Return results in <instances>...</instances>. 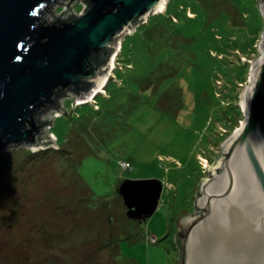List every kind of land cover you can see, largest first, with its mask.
<instances>
[{
  "label": "rangeland",
  "instance_id": "obj_1",
  "mask_svg": "<svg viewBox=\"0 0 264 264\" xmlns=\"http://www.w3.org/2000/svg\"><path fill=\"white\" fill-rule=\"evenodd\" d=\"M188 2L194 0H168L163 12L151 14L124 36L103 91L75 109L77 96L69 95L59 113L51 112L55 119L50 132L59 149L47 146L33 152L21 145L0 151V264H178V221L198 211L200 183L210 176V170L203 173L197 157H206L211 169L223 154V141L244 120L242 94L250 84L251 64L260 54L264 31L259 0H197L206 14L205 26H214L217 41L221 32L227 40L259 34L248 57L234 46L238 38L226 50L209 53L226 65L247 62L245 78L229 82L225 67L211 72L214 60H208L202 43L196 53L205 64L183 55V80L167 85L165 77L174 78L181 54L174 63L154 68L157 53L148 41L139 47L143 37L135 34L153 18V26L142 34L159 39L157 50L164 44L178 48L192 42L183 35L200 25L182 12ZM84 3L57 0L46 16L49 20L80 16L88 7ZM166 12L178 16L182 35L171 34L159 21L158 15ZM185 12L195 14L189 7ZM203 33L209 35L210 30L205 27ZM127 61H132L131 68ZM201 64L197 72L196 65ZM231 103L241 109L236 119L223 111ZM122 161L131 162L132 169L124 171ZM148 178L163 182L157 209L131 218L120 185L125 179Z\"/></svg>",
  "mask_w": 264,
  "mask_h": 264
},
{
  "label": "water",
  "instance_id": "obj_2",
  "mask_svg": "<svg viewBox=\"0 0 264 264\" xmlns=\"http://www.w3.org/2000/svg\"><path fill=\"white\" fill-rule=\"evenodd\" d=\"M56 1L0 0V151L20 145L33 152L59 149L51 112L59 113L69 95L77 96L73 109L92 98L115 66L124 36L168 3L89 0L80 16L49 20ZM259 3L264 16V0ZM258 46L242 94L244 120L223 141L210 176L202 178L198 211L178 221V264H264V31ZM107 49H113L110 60L99 66L97 56ZM69 87L78 94L67 90L56 107L46 108ZM162 190L158 178L125 179L120 194L128 216L154 213Z\"/></svg>",
  "mask_w": 264,
  "mask_h": 264
},
{
  "label": "trees",
  "instance_id": "obj_3",
  "mask_svg": "<svg viewBox=\"0 0 264 264\" xmlns=\"http://www.w3.org/2000/svg\"><path fill=\"white\" fill-rule=\"evenodd\" d=\"M84 1L87 3V6L89 7L90 6L89 0H84ZM185 7L186 8L189 7L195 13L194 16L190 17L185 12L186 8L185 9L182 8L183 9L182 12L185 14V16L187 18H189L190 20H193L194 22L199 23V25H200L199 29H197V30L195 29L196 31H194L193 33H191L189 35H183V36H185L187 38H190V39L193 38L194 40L192 42H189V43L182 42V43L178 44V48H174V46L172 47V46H170L168 44H164V46H162L161 49L157 50V48H158L157 41L159 39H156V40L145 39L143 34H142L143 31H145V30H147V29H149V28H151L153 26V24H154V19L153 18H152V21L148 25L141 27L140 28L141 29L140 32L135 34V36L139 34L141 37H143L141 42H139V47H142L143 44H144L143 47H145L146 41H148V43H147L148 47H150V49L153 48L152 51L154 52V54L157 53V59H156V63L154 65V68L157 65H160L162 63L164 64L166 62H173L172 60H174V59L177 60L178 58H176V57L178 56V54H181L180 59L175 64V68H177V73L174 76V78H172L170 76L165 77V79H167L169 81L167 85L172 84V82L174 80H176V79L177 80H183L184 75H182V69H183L184 61L181 62V59H183V55H186V56H189V57H194V58L196 57L195 58L196 62H198V61L201 62L202 61L205 64V61L203 59H201L200 57H198V55L196 53V48L199 49V46H200L199 44H202V43L206 45L204 47H206L207 50L204 53L208 56V60H214V65H210L211 72H213V70L216 69V68L217 69H221V68L225 67V69L223 70V74L225 75L226 79L229 82L238 83V82L241 81V79H244L245 75H246V72H247V68H248V63L247 62L239 61L238 63L232 64V65H226L225 62L219 61L217 58L212 57L209 53H210V51H212V49H215L217 51H224V50H226L227 48L230 47L229 46L230 43L233 44V43H235V42L237 43V41H239V43L234 44V46L238 45L242 49L244 55L248 57V56H250V54L253 51L252 50L253 46L255 45L256 40H257V35H259V34L250 36V37L247 38V40L246 39L242 40L238 36H234V38H229V40H227L225 35L221 32V34H222L221 41H217L216 37H215L216 33H215V30L213 29L214 26H205L206 14L204 12V9L202 10L201 7H199L197 0H194V2H192V3L188 2L185 5ZM173 15L178 18V16L175 15L174 13L169 14V13L166 12L164 14H159L158 15L159 21L162 22L167 27V30L171 34L176 33L178 35H182V33L178 29V28L181 27L182 24H181L179 18L176 20V22L173 21L170 18V16H173ZM75 17H77V16H71V17H68V19L69 20L70 19H74ZM220 23H221V20L219 19L217 24H220ZM217 24H215L216 27H217ZM224 25L226 26V28L229 26L227 18L225 19ZM169 26H171V29L169 28ZM205 27H207L210 30V34L206 35V36H203V34H204L203 31H204ZM172 28H174V29H172ZM223 35L225 37L224 39H223ZM236 39H237V41H234ZM211 42H214L215 44H212ZM180 50H181V52H179ZM189 50H191V52H193L192 55L188 54ZM112 51H113V49H107V50H104V51H102V52H100L98 54L96 61L99 64V66H102V65L106 64L110 60ZM168 51H169V53H167ZM126 63H127V67H129V68L132 67V61H127ZM207 63H208V61L206 62V64ZM202 66H203L202 64H201V66L196 65V69L195 70L198 72L199 70L202 69ZM118 70H120V69H118ZM136 86H138L137 77H135V87ZM164 87H166V84H165ZM86 89L88 90V88H86ZM67 90H71V91H73V92L78 94V92L74 88L69 87V88H67L66 90L60 92L57 95L55 104L49 105L46 108L56 107L57 106L56 103H57L58 99L62 95H64ZM231 92H232L231 94L234 97H237V94L234 93L233 90ZM194 95L197 96L198 98H200L199 94H195L194 93ZM209 96H211V95H209ZM211 97H213V86H212V96ZM230 105L231 106H228L227 108L223 109V111H224L226 117H229L230 119H236L237 115H240L241 109H240L239 105H237L236 103H231ZM46 108H44V109H46ZM197 109L198 108H196V111H197ZM42 111L43 110H41L40 113H42ZM217 115H220V114L218 113ZM171 120H173V117H171ZM46 121H48L47 124H49V125L52 123V120H46ZM42 122L43 121H40V123H42ZM224 125H225L224 127H225L226 130H228L230 128L229 124H227V123L225 124L224 123ZM228 132H229V130H228ZM177 241H178V244H179V239Z\"/></svg>",
  "mask_w": 264,
  "mask_h": 264
},
{
  "label": "built area",
  "instance_id": "obj_4",
  "mask_svg": "<svg viewBox=\"0 0 264 264\" xmlns=\"http://www.w3.org/2000/svg\"><path fill=\"white\" fill-rule=\"evenodd\" d=\"M84 4H85L84 7L86 8L87 3L85 2ZM81 11H83V10H81ZM71 16H77V15L76 14H70V16H68V17H71ZM197 158H198V163L200 164L201 170L203 171V173H206V172L209 173V170H210L209 160L206 157H203L202 155L200 157H197ZM121 166H122L124 171L132 169V164L128 161H122Z\"/></svg>",
  "mask_w": 264,
  "mask_h": 264
},
{
  "label": "bare ground",
  "instance_id": "obj_5",
  "mask_svg": "<svg viewBox=\"0 0 264 264\" xmlns=\"http://www.w3.org/2000/svg\"><path fill=\"white\" fill-rule=\"evenodd\" d=\"M106 83H107V81H106ZM106 83H105V85H106ZM105 85H104V86H103V87H102L97 93L103 91V88L105 87ZM97 93H96V94H97ZM93 97H94V96H93ZM93 97H92V98H93ZM89 99H90V98H89ZM20 146H21V145H20Z\"/></svg>",
  "mask_w": 264,
  "mask_h": 264
}]
</instances>
